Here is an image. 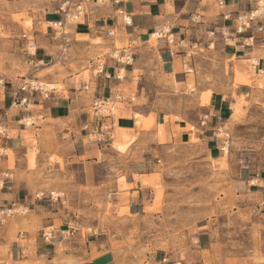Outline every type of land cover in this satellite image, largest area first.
Masks as SVG:
<instances>
[{
  "label": "rangeland",
  "instance_id": "rangeland-1",
  "mask_svg": "<svg viewBox=\"0 0 264 264\" xmlns=\"http://www.w3.org/2000/svg\"><path fill=\"white\" fill-rule=\"evenodd\" d=\"M64 1L0 0V67L11 63L17 68L21 64L18 56H11V48L1 44V41H7L18 33H29V43H34L31 32L34 24L39 22H42L43 30L53 31L45 21L52 17L57 19L54 16L60 17L57 11ZM258 6H264V0H257L254 9ZM65 32L69 34V29ZM57 33H60L58 29ZM79 40H87L94 45L93 48L74 49L75 55L80 56L82 68L75 69L77 65L67 59L66 64L60 63L56 68L62 71L66 66H72L75 71H83L84 78L88 80L94 74L90 61L96 59L95 54L101 56L108 50L97 49L104 44L101 39L90 41L89 37H84ZM56 42L57 49L65 56L74 53L68 41L58 38ZM157 42L154 37L151 46L156 47ZM173 46L176 47L175 44ZM117 47L121 48L120 45ZM208 51L211 53L200 50L195 79L188 84L192 94H182L184 84H177L174 79H138L137 72L133 87L127 84L123 89L126 96L135 99L129 105L131 109H139L137 113L141 118L137 120L140 123L137 125L140 131H151L156 116L161 115L171 124L185 126L191 138L187 144L174 142L165 145L162 138H157L156 144H152L150 138H142L138 143L144 151L142 154H147L154 161V179L158 181L153 185V205L147 206L144 215L132 217L126 210L117 207L114 197H108L109 190L106 188V183L112 179L120 180L119 174L124 175L130 160L135 159L137 153L132 150L133 144L122 152L115 143L109 146L107 142L102 146V152L111 157L107 156L108 159L103 161L107 166L96 168L102 179L97 182L95 175L91 174L87 186L80 182L75 188L68 185L65 177L51 176L46 165L58 161L62 171L65 167L62 159L48 157L43 160L44 173L47 174H41L43 185L38 193L55 192L60 195L61 200L54 203V212L60 213L63 222L58 225L69 233L54 240L53 251L48 255H37L30 246L29 260L27 257V261L12 262L7 258L8 248L0 231V264H83L98 254L97 249L112 252L114 264H264V194L256 193L258 188L251 186V182L263 183L251 180L247 185L251 190L247 192L241 191V183H238V172L243 162H252L256 170L264 172V73L256 72L258 55L261 53L264 57V43L256 48V53L249 59L251 61L224 59L215 45ZM25 52L34 53L35 50L28 46ZM237 73L241 76H236ZM123 76H127L126 73ZM35 81L26 83L34 85ZM244 84H248L252 92L248 96H238L237 87ZM40 85L49 91L55 87L54 84ZM212 90L225 94L231 92L236 103L230 110L233 115L230 121L229 116L223 117V120L209 117L208 127L217 129L206 134L216 133L215 138L220 144L213 158L199 141L202 130L209 129L202 127V121H207L205 107L210 103ZM126 107L125 104L117 105L113 112L118 115ZM143 120L147 128L141 127ZM33 124H37L34 119L26 118L20 125L27 127L22 135L32 147L25 156L30 170L37 168L40 155ZM17 133L10 130L12 137H16ZM117 133L116 130L112 134L115 142L119 139ZM225 134H229L231 139L226 155L221 150ZM125 140L129 145L130 140L134 143L138 137L130 132L129 139ZM4 155L10 157L13 167L16 160L13 153L0 148V156ZM24 214L7 219L4 227L17 217H24ZM202 237L207 242L200 245L199 238ZM93 244L90 255L86 247ZM81 248L83 253L79 251Z\"/></svg>",
  "mask_w": 264,
  "mask_h": 264
},
{
  "label": "crops",
  "instance_id": "crops-1",
  "mask_svg": "<svg viewBox=\"0 0 264 264\" xmlns=\"http://www.w3.org/2000/svg\"><path fill=\"white\" fill-rule=\"evenodd\" d=\"M78 1H81L85 8V17L78 24L66 25L63 37L54 30H43L42 22L38 25L34 24L31 33L36 51L33 56L30 52H25L28 48L29 33L22 35L18 33L7 41H1V44L4 43L11 48V56H18L21 62L17 68H14L11 63L0 67V80L3 81L0 85V123L5 125L9 132L10 130L18 132L16 137L10 135L8 139L0 136V148L5 152H12L16 159L12 167L10 157L0 156V212L13 205L27 210L24 217H17L13 223L5 227L0 225V231L8 248L7 258L12 262L27 261L25 260L27 257L29 260L30 246H33L37 255L42 257L48 255L53 251L51 247H54V240L68 232L58 225L59 222H63V219L59 216L60 213L54 212L55 202L47 198L43 201L35 199V195L43 185L41 174H47L44 173V159L55 156L63 160L65 167L63 171L58 161L46 165V170L51 176L65 177L72 188L78 187L80 182L83 186H87L91 174L95 175L96 181L102 179L96 168L100 165L107 166L103 161L108 159L107 156L111 157L107 152H102L104 150L102 146L107 142L109 146L115 143L112 134L117 130L119 139L116 141L127 145L128 148L133 144L132 150L137 154L135 159L130 160L126 166L125 174H119L120 180L112 179L106 183V188L109 190L108 195H111L108 197H114L117 207L123 208L127 214L136 217L143 216L147 206L153 205V185L158 182L154 179L156 171L154 161L150 160L147 154H142L144 151L138 144L140 140L150 138L151 143L156 144V139L162 138L165 145L174 142L179 144L190 142V134L185 130V126L171 124L161 115L156 116L154 128L151 131H140L137 120L134 118L139 109H131L130 103L125 104L128 108L119 111L118 115L114 114L105 120L95 121L93 114L90 113L95 99L114 97L117 93L126 96L123 89L127 84L133 87L132 82L135 81L136 72L138 79H174L177 84H184L181 87L182 94H192L193 92L188 90V84L195 79L200 50L209 52L208 50L215 45L222 52H220L222 58L241 62L249 60L256 53V48L263 46L259 35L255 34L254 44L246 45L244 39L251 36L252 32L248 31L240 37L234 33L233 20L239 14L254 8L257 0H221L223 5H219V0ZM121 11L131 17V26H125L119 14ZM223 15H230L231 21H225ZM55 17L57 19L54 20L52 17L45 22L51 27V23L60 20V17ZM67 28L69 34L65 32ZM110 30L115 32L114 37L108 35ZM162 30H167L166 36H171L174 42L168 44L164 38L158 40L156 47L151 46L152 36ZM24 35L27 39L23 37ZM84 37H89L90 41L103 40L104 44L97 49L108 50L101 56L98 53L95 54L96 59L90 61L93 68L98 61H105L107 63L105 74H92L88 80L84 78L83 71H75L72 66H66L62 71L56 68L60 63L66 64V59L77 65L75 69L82 68L80 56L75 55L74 49L94 47L87 40H79ZM58 38L68 41L74 55L65 56L66 54L57 49ZM182 42L185 48H181ZM174 44L176 47L173 46ZM117 50L133 55L131 65L125 66L124 73L127 76H124L123 81H117L114 77L122 66L117 65L110 58L111 53ZM214 54L216 53L211 55ZM261 55V53L258 55L256 72L263 74L264 57ZM76 57L78 59H74ZM82 57L86 56L82 55ZM40 74L41 76H38ZM34 79L38 83L54 84L55 87L48 92L47 98L41 93H32L26 107L15 108L13 103L20 86ZM200 85L205 87L203 84ZM195 87L197 88L196 83ZM131 91L132 88H130ZM251 92L252 88L248 84L239 85L236 90L238 96H248ZM202 93L203 91L200 90V94ZM22 94L27 95V93ZM126 97L135 101L132 97ZM234 100L231 92L225 94V92L212 90L210 103L205 107V111L208 112L205 115L207 119L205 127H208L209 117L223 120V117L229 116L230 121L233 116L230 110L236 104ZM26 118L34 119L37 123L32 125L40 152L35 170L29 169L25 159L27 151L32 148L31 143L22 135L27 127H20ZM86 123L93 132L105 131L106 143L99 144L88 140L86 138L88 132L83 130ZM107 125H109L108 128ZM141 127L147 128L144 120ZM208 128L202 130L199 141L205 145L207 153L213 158L220 149V144L215 138V133L206 134L209 131H216L217 128ZM130 132L138 137V140L134 143L130 140L128 145L125 139H129ZM151 147L154 148L153 145ZM156 148L158 150L159 146ZM224 148L222 151L226 155ZM48 149L50 151H47ZM253 179L263 184H253L251 182ZM146 181H150L151 184ZM250 182L251 186L258 188L256 193L264 194V172L260 173L256 170L252 162H243L238 172L241 191H250L251 187L247 186ZM47 230L52 232L53 239L49 242L43 237ZM205 240V237L199 238V244L207 242ZM94 245L86 247V252L90 255L93 253ZM79 251L83 253L82 248ZM97 251V255L83 264L115 263L112 252H100L99 249Z\"/></svg>",
  "mask_w": 264,
  "mask_h": 264
},
{
  "label": "built area",
  "instance_id": "built-area-1",
  "mask_svg": "<svg viewBox=\"0 0 264 264\" xmlns=\"http://www.w3.org/2000/svg\"><path fill=\"white\" fill-rule=\"evenodd\" d=\"M262 1L259 2L261 5ZM219 5H223V2L219 0ZM57 13L60 16V20L57 22L51 23V27L53 26V30L55 32L60 31L58 34L59 36L63 34V31L66 27V25H74L78 24L79 22L83 21L85 17V8L81 1L78 0H65L62 5L59 7V10ZM122 17V20L125 24V26H131L132 21L131 17L126 14L125 12L121 11L119 13ZM223 19L225 21H231L230 15H223ZM234 33L237 36H244L246 32L250 31L252 32V35L244 39V43L246 45L254 44L256 40V35L261 36L262 43H264V6H258V8H251L247 12H243L239 14L234 20ZM167 30H162L160 32L155 33L157 40L166 39L168 44H171L174 42L172 37L166 36ZM256 34V35H255ZM108 35L110 37L115 36V32L113 30L108 31ZM25 39L27 37L23 36ZM29 42V39H27ZM28 46L30 49H34L36 51V46L34 43H28ZM181 48H185V44L182 42L180 43ZM31 53V52H30ZM34 55V53L30 54ZM110 58L117 64L121 65L122 68L120 69L119 73L115 75V79L117 81H123L125 78L123 76V73L125 71V66H130L133 62V55L127 52H119V50L111 53ZM107 63L105 61H98L96 65L93 68L95 75H103L105 74L106 65ZM36 82V81H35ZM3 84V81L0 80V85ZM53 89V88H52ZM51 89V90H52ZM29 90V91H28ZM41 93L45 98L48 97L49 90H46L44 86H41L40 83L36 82V84H28L24 83L22 86H20L16 98L14 100L13 106L15 108H22L26 107L29 102V96H32V93ZM22 93H27V95H23ZM133 99H128L126 96H124L122 93H117L114 97H108L103 99H95L92 103V114L93 118H95V121H100L101 119L105 120L106 118H109L114 115V110L117 108V105H123L127 103H132ZM206 119V118H205ZM206 120L202 122V126H205ZM109 125H107V128ZM83 130L85 132H88L86 135V138L90 141L97 142L99 144L106 143V133L105 131H91L89 128L88 123H86L83 126ZM220 132V130H219ZM216 134V133H215ZM0 136H3L4 138L8 139L10 137V132L8 131V128L5 125H2L0 123ZM231 145V139L229 134H225V138L223 140V146L224 147H230ZM223 148V147H222ZM222 150V149H221ZM108 196H111L110 194ZM49 199L52 202H58L61 200V197L59 194L55 192H41L37 193L35 195V199L38 201H43L45 199ZM25 209L21 206L13 205L10 208L4 209L2 212H0V225H3L7 219L12 218L13 216L21 213L24 214ZM69 233V231L67 232ZM45 241L49 242L52 238V232H45L43 235Z\"/></svg>",
  "mask_w": 264,
  "mask_h": 264
},
{
  "label": "bare ground",
  "instance_id": "bare-ground-1",
  "mask_svg": "<svg viewBox=\"0 0 264 264\" xmlns=\"http://www.w3.org/2000/svg\"><path fill=\"white\" fill-rule=\"evenodd\" d=\"M154 37H156V35H153V36H152V38H154ZM241 70H242V69H241ZM242 72H243V71H242ZM236 76L240 77L241 74H240V73H237ZM52 87H53V86H52ZM134 118H135L136 120H138V119L141 118V116L138 115V114H136V115L134 116ZM137 124H140V123H137ZM115 145H116V147H117L119 150H121L122 152H125V151L127 150V148H128L127 145L120 144V143H118L117 141L115 142ZM224 150H225V153L227 154L228 149L225 147ZM137 177H138V176H137ZM135 180H136V179H135ZM144 181H145V180H144ZM147 182H149V184H151L150 181H146V183H147Z\"/></svg>",
  "mask_w": 264,
  "mask_h": 264
}]
</instances>
